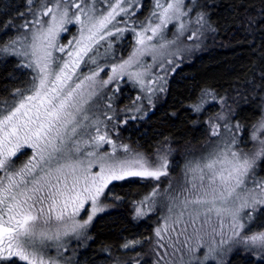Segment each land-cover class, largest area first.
<instances>
[{
	"label": "snow or ice",
	"instance_id": "6c2138e0",
	"mask_svg": "<svg viewBox=\"0 0 264 264\" xmlns=\"http://www.w3.org/2000/svg\"><path fill=\"white\" fill-rule=\"evenodd\" d=\"M26 4V12L18 15L23 24L9 20L4 25L5 32L16 35L0 43V58H16L17 67L30 72L26 87L0 99V264H73L65 253L72 240L83 244L91 239L88 229L106 207L101 197L114 182L132 178L155 182L143 199L132 202L133 219L166 209L154 231L155 264L169 250L172 257L180 253L183 264L184 249L193 253L196 264H226L225 255L233 249L264 264V231H251L264 215V178H257L256 171L264 165V120L253 126V147L245 151L246 127L232 123L235 117L223 97L205 90L191 107L202 113L207 96L221 104L218 119L207 122L215 140L211 151L186 161L178 188L163 185L174 165L170 146L149 153L122 139L131 122L147 115L143 101L151 105L167 91L168 74L179 67L180 49L170 52V46L181 37L199 46L206 31H215L208 13L185 0H154L146 21L139 22L142 0ZM68 25L77 26V34L61 43ZM169 25L175 26L176 39H167ZM126 33L134 43L124 58L119 45L127 40ZM260 79L264 81V71ZM124 85L138 93L130 106L120 109L114 102ZM23 149L32 154L17 167ZM86 205L91 212L83 219ZM207 228L221 239L201 259L195 253L204 246L200 234ZM140 244L130 240L122 248L135 251ZM53 246L55 256L49 252ZM132 264L146 262L137 256Z\"/></svg>",
	"mask_w": 264,
	"mask_h": 264
},
{
	"label": "trees",
	"instance_id": "16d2710c",
	"mask_svg": "<svg viewBox=\"0 0 264 264\" xmlns=\"http://www.w3.org/2000/svg\"><path fill=\"white\" fill-rule=\"evenodd\" d=\"M201 5L208 7L201 8ZM197 6L208 13L209 23L215 29L210 30L211 44L207 46L205 43L202 53L179 65L167 91L161 100H156L153 111L127 136L134 147L143 151L151 152L166 144L186 153L203 144L206 119L212 112L213 115L219 112L213 109L214 104L204 105L202 113L192 110L191 106L201 99L205 90L218 98L223 97L225 101H239L233 121L246 127L244 137L261 115L260 101L264 97V81L260 79L264 71V0H197ZM26 10V0H0V43L16 35L13 30L5 32L4 25L13 20L19 26L21 19L18 15ZM29 81L30 72L18 68L16 58H8L7 61L0 58V99L8 97L16 88L26 87ZM182 152L171 156L175 166L183 161ZM26 157V153L20 155L16 163ZM174 165L172 167L177 170ZM110 188L112 196L108 203L112 209L93 222L92 240L78 254L79 264H109L118 258L135 259L143 251L142 246L133 252H123L121 246L127 240L142 241L151 236L152 220L149 217L135 220L132 213V202L148 193L152 188L151 182L128 180ZM117 195L122 199L115 200ZM227 264H254V259L238 252L229 258Z\"/></svg>",
	"mask_w": 264,
	"mask_h": 264
},
{
	"label": "rangeland",
	"instance_id": "374dc122",
	"mask_svg": "<svg viewBox=\"0 0 264 264\" xmlns=\"http://www.w3.org/2000/svg\"><path fill=\"white\" fill-rule=\"evenodd\" d=\"M185 2H186V4H188L190 6L196 7V11H201V9L197 8L198 7L197 6V0H185ZM153 3H154V0H142L143 7L140 9V11H139V13H138V15L136 17V19L139 22H145L146 21L147 17L150 15V13H151V11L153 9ZM37 6H39V1H37ZM23 22L24 21L21 19L19 25L23 24ZM68 28L70 29L68 32H65V33L61 34V43H67L68 40L72 39V37L77 34V31H78V27L77 26L68 25ZM175 33H176L175 26L174 25H169V30L166 31L167 39L168 40L176 39ZM126 34H128L127 38H129V40L128 41H124L122 43L123 44L122 48H123V56H124V58H127L129 52L131 51L132 45L134 43V39H133L132 34L131 33H126ZM209 36H210V30H208V31H206L204 33V36L202 38V42L199 43V46H196V45L193 44V42L188 41L184 37H181L179 39L177 45L170 46L168 51L176 52L177 48H179L180 51L178 52L177 63L179 65H182L185 62L191 61L198 53H202L201 51L204 50L203 48H204L205 43H206L207 46H208V44H211V39H209ZM119 54L120 53H118V55ZM144 59H145L146 62L151 63V57L150 56H146ZM82 70H83V72L85 74H87L88 69L83 68ZM173 74H174V72H169V74H168V83H169V81H170V79H171ZM102 76L105 79L107 78L106 75H104V74H102ZM168 83H167V87H168ZM137 93H138V89L134 90L131 85L122 86V94L118 95L117 99L114 102V106L117 107V108H120V109H123L126 106H130L132 101L135 99ZM164 93H160V94H158L157 97H154L153 98V104H151V105L148 104V102L146 100L143 101V103H142V111L146 112L147 115L149 113H151L153 111L154 107L156 106V100L157 99L161 100V98L163 97ZM200 100L197 103H199ZM204 100L207 101L205 103V105H209V104L213 105L214 104L213 109L216 108V111H219V112H218L217 115H213L214 112H212L211 115L206 119V131L204 133L205 138H204L203 144L198 145L195 149L191 150L190 152H186L185 153V152H182L180 149L178 151L174 150L170 145H166V144L164 145V146H170L173 149L172 155H174V154H177V155L179 154L180 155L181 152H182L181 158L183 159L182 162L179 161L178 165H176V166L174 165L177 168V170L174 169L173 167L170 168L171 172H170L169 177L162 178L164 187H167L169 185V183H171L174 188H178L179 185L183 182V169H184V165H185L186 161L194 159V158H198L201 155L206 154L207 152L211 151V149L213 147V141L215 140V138H212L210 136V126H209V124L207 122L209 120H212L213 122H215L218 119V116L222 113V108H221V104L218 103V102H213L212 101V97H210V96L204 97ZM226 102H227L228 109H230V111H231V115H234L237 112V108H238L237 104L239 103V101L238 100L235 101L233 99H228ZM216 103H218L219 105L215 107ZM260 103H261V115H260L259 119L248 129V132L246 133V137H244L245 143L247 144V147L245 148V151H251L252 147H253V142L250 139L251 133H252V130H253V126L254 125H258L262 120H264V97H262V100L260 101ZM217 109H219V110H217ZM223 114L225 116H229V111L228 110H224ZM147 115L144 117V119L138 120V121H133V122H131L129 124L127 129L122 132L123 142L130 143L129 139L127 138V136L130 133L133 132L132 131L133 129H137V125L141 124L145 120ZM221 123H223V121H221ZM232 123L235 124L233 120H232ZM130 144H132V143H130ZM156 148L151 150V152L155 151ZM22 151H23V153L27 154V157L24 160H22L21 162L16 163L17 167L22 166V164L24 162H26L28 160V158L32 154L31 153V149H23ZM151 152H149V153H151ZM19 157H20V155H19ZM172 169H174V171H172ZM256 171L258 173V177L257 178H264V168H261V166H259ZM130 180L141 181V180H139L137 178H132ZM122 182H124V181L114 182V184L122 183ZM150 182H151L152 186L155 183L153 181H150ZM150 191H151V189L148 191V193ZM111 196H112L111 193H108L106 196H102L101 197V203H102V205H104L106 207H105L104 211L98 212L96 214V216L93 219V222L95 221V219L98 216L103 215V214L109 212L112 209L111 205L108 203L109 202L108 200L111 198ZM144 196H142L138 200L143 199ZM138 200H136V201H138ZM86 209H87L86 211H82V213H81V217L83 219H87V216L91 212V208H90L89 205H86ZM165 215H166V209L165 208H161L159 211H157L155 213H150L147 216V217H149L152 220V223H153L152 233H151V236L149 238H146V239H144L142 241L140 240L141 244L138 245L136 247V249L139 246H142L143 247V251L141 253H138L136 255V257H135V258H137V256H139V258L144 260L146 262V264H155L156 257H155V253L153 252V248H154V243L153 242L155 240L154 231L157 228L158 224L162 225L163 217ZM147 217H145V218H147ZM93 222H92V224L90 225V227L88 229V234L91 237L90 240H87V241L83 242V244H81L80 242H77L75 240H72L71 243L69 244L68 250L65 253V255L72 258L73 264H76V262L78 261V254L80 252H82L84 249H86L88 244L92 240V236L90 234V231H91V227L93 225ZM199 226L200 225L198 224L197 227H199ZM251 231L252 232L264 231V215H260L257 218V220L255 222H253V224L251 226ZM189 233H191V229H189ZM200 235L203 237V241L202 242H203L204 246H203V248H201L199 251H197L195 253V256H199L201 259H203V256L207 252L208 248L218 245L221 237L213 236V234L211 232V228H207L206 231L202 232ZM181 239H183V237ZM128 241H130V240H127L124 243H126ZM132 241H134V240H132ZM142 242L143 243L146 242L145 243L146 245L143 246ZM196 242H197V240H196V238H194L193 239V246L196 244ZM121 250L123 252L128 251V250L123 249L122 246H121ZM129 251L133 252V250H129ZM183 251H184L183 264H189L190 260H192L193 264H196V262L194 260L193 253L189 252L187 249H184ZM49 252L51 253L52 256H55L56 255V248L53 246L52 248L49 249ZM238 252L246 254V256L248 255L242 249H240V250L233 249L230 253H227L225 255L224 259L226 261V264H227L229 258L232 255H234V254H236ZM133 260H134V258L130 259V257L128 259H125V260L121 259V258H118V259H114V261L112 260L109 264H115L116 261H119V264H124L125 261H128L129 264H132ZM161 264H181L180 253H177L175 257H172L171 256V250H169V256L165 257L164 261H161ZM208 264H215V261L214 260H210L208 262Z\"/></svg>",
	"mask_w": 264,
	"mask_h": 264
}]
</instances>
